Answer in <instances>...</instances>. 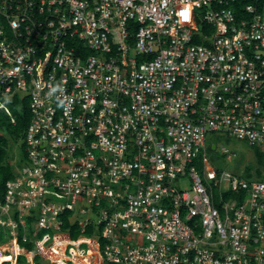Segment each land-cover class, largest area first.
<instances>
[{"label":"built area","instance_id":"built-area-1","mask_svg":"<svg viewBox=\"0 0 264 264\" xmlns=\"http://www.w3.org/2000/svg\"><path fill=\"white\" fill-rule=\"evenodd\" d=\"M25 98L0 264H264V170L208 156L264 152V0H0V108Z\"/></svg>","mask_w":264,"mask_h":264},{"label":"trees","instance_id":"trees-1","mask_svg":"<svg viewBox=\"0 0 264 264\" xmlns=\"http://www.w3.org/2000/svg\"><path fill=\"white\" fill-rule=\"evenodd\" d=\"M17 104L18 100L14 99L10 103L4 102L7 111L4 108H0V129L3 131L2 134H0V189H2L4 182L12 177L14 171V166L11 165L8 159L7 137L11 138L15 143L21 142L20 147L23 151L24 146L22 143V137L30 119L27 99L25 98L22 100L20 108ZM254 155L256 166H245L244 170L238 174L245 178H251L253 175L260 177L261 171L264 170V152L255 148ZM64 228H67V224H65ZM90 232L91 229L87 230L84 236H88ZM69 236L72 240H76L81 236V233L75 230V227H72ZM24 246L28 250L33 249L32 242H27ZM34 259L36 264L45 263H42L44 260L38 255H36ZM22 262L23 261L20 260V263Z\"/></svg>","mask_w":264,"mask_h":264},{"label":"rangeland","instance_id":"rangeland-1","mask_svg":"<svg viewBox=\"0 0 264 264\" xmlns=\"http://www.w3.org/2000/svg\"><path fill=\"white\" fill-rule=\"evenodd\" d=\"M20 108V107H19ZM2 130L0 129V134H2ZM215 137H208L209 144H216V149H209L208 156L215 165L216 168L219 170H227L233 173L238 174L239 172L243 171L245 166L253 165L256 166V159L254 155L255 148L248 146L245 142L237 140L235 138H229L226 136V133L222 130L216 131L213 133ZM8 138V159L12 166H17L21 162H23L24 155L23 151L20 147V143H15ZM226 148L229 153L225 154L221 151V148ZM24 150V148H23ZM230 152L234 154L227 158L230 155ZM181 185L185 187L187 185L186 180H182ZM90 219L95 220L96 215L92 211L87 214ZM84 217V216H83ZM44 264H49L48 261H42Z\"/></svg>","mask_w":264,"mask_h":264},{"label":"bare ground","instance_id":"bare-ground-1","mask_svg":"<svg viewBox=\"0 0 264 264\" xmlns=\"http://www.w3.org/2000/svg\"><path fill=\"white\" fill-rule=\"evenodd\" d=\"M84 241H87V240H86L85 238H80V239H78V241H74L73 245L75 246L76 249H78V248H79V244L82 243V242H84ZM65 242H66V241H64L63 243H65ZM90 244H91V243H90ZM76 249L73 250V253H74V254L79 253V252H77ZM78 250H79V249H78ZM52 251H54V253H56L57 250H55L54 247H53V248L51 249V252H52ZM51 252H50V253H51ZM51 257H52V258L59 259V258H58L57 256H55V255H51Z\"/></svg>","mask_w":264,"mask_h":264},{"label":"water","instance_id":"water-1","mask_svg":"<svg viewBox=\"0 0 264 264\" xmlns=\"http://www.w3.org/2000/svg\"><path fill=\"white\" fill-rule=\"evenodd\" d=\"M211 148L213 149V146H211Z\"/></svg>","mask_w":264,"mask_h":264}]
</instances>
